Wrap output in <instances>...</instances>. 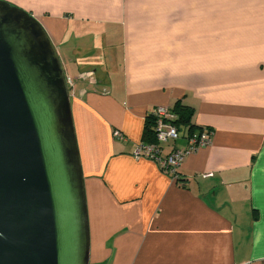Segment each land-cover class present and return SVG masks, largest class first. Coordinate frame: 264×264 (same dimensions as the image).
Wrapping results in <instances>:
<instances>
[{"label": "crops", "instance_id": "1", "mask_svg": "<svg viewBox=\"0 0 264 264\" xmlns=\"http://www.w3.org/2000/svg\"><path fill=\"white\" fill-rule=\"evenodd\" d=\"M10 2L73 79L89 264H264V0ZM95 23L121 39L116 67L99 75L111 59L77 44ZM176 102L193 112L188 133L213 136L173 179L133 153L146 118ZM185 131L163 152L184 148Z\"/></svg>", "mask_w": 264, "mask_h": 264}, {"label": "water", "instance_id": "2", "mask_svg": "<svg viewBox=\"0 0 264 264\" xmlns=\"http://www.w3.org/2000/svg\"><path fill=\"white\" fill-rule=\"evenodd\" d=\"M84 179L56 48L0 0V264H89Z\"/></svg>", "mask_w": 264, "mask_h": 264}, {"label": "built area", "instance_id": "3", "mask_svg": "<svg viewBox=\"0 0 264 264\" xmlns=\"http://www.w3.org/2000/svg\"><path fill=\"white\" fill-rule=\"evenodd\" d=\"M66 82L71 91L73 80L66 76ZM150 117L154 123L153 134L155 143H139L133 153V157L137 160L144 159L150 161L157 165L160 171L167 173L173 179L178 178V170L184 160L200 149L211 145L213 132L208 128L200 129L194 133L185 131V147L164 153L162 145L175 143L180 140V130L174 124L177 116L173 113L172 108L156 107L150 114ZM112 138L121 140L123 137L118 131H114ZM207 177H212V174H208Z\"/></svg>", "mask_w": 264, "mask_h": 264}, {"label": "rangeland", "instance_id": "4", "mask_svg": "<svg viewBox=\"0 0 264 264\" xmlns=\"http://www.w3.org/2000/svg\"><path fill=\"white\" fill-rule=\"evenodd\" d=\"M18 8L21 9V7ZM84 25L85 28L82 32L83 37L78 40L77 44L80 43L82 49L85 47L91 49L94 48V50H96V53L99 54H102L104 52L105 54L104 57L107 56L109 59H111L112 61L111 65H107V66H105V64L104 65L102 64V66L99 65L97 59H95L94 63L99 65L97 66L98 67L97 74L99 73L100 68L104 70L107 68L106 72L114 70L113 67H116V61L118 62L121 57V39L118 29H115L116 27L108 29L107 27L109 24L107 23H95V26L94 24H84ZM76 72H77V66H76ZM116 80H118V78H113V81Z\"/></svg>", "mask_w": 264, "mask_h": 264}, {"label": "trees", "instance_id": "5", "mask_svg": "<svg viewBox=\"0 0 264 264\" xmlns=\"http://www.w3.org/2000/svg\"><path fill=\"white\" fill-rule=\"evenodd\" d=\"M6 1L11 3L10 0H6ZM172 111L177 116V120L174 122V124L179 128V130L181 129V127H184L185 129H187L188 132H191L195 129L194 126L190 124L192 114H193L191 109H189L186 106L181 105L180 102H176L174 107L172 108ZM153 125H154L153 119L150 116L147 117L145 121L143 135H142L143 143H147V144L155 143V138L153 134ZM177 182H180V180H178Z\"/></svg>", "mask_w": 264, "mask_h": 264}]
</instances>
